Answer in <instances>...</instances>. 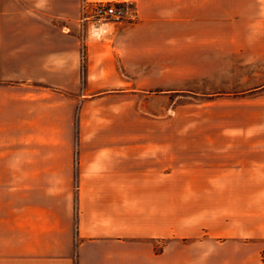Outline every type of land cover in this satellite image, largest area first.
<instances>
[{"label": "crops", "instance_id": "obj_1", "mask_svg": "<svg viewBox=\"0 0 264 264\" xmlns=\"http://www.w3.org/2000/svg\"><path fill=\"white\" fill-rule=\"evenodd\" d=\"M84 1L0 0V264H264V0Z\"/></svg>", "mask_w": 264, "mask_h": 264}, {"label": "built area", "instance_id": "obj_2", "mask_svg": "<svg viewBox=\"0 0 264 264\" xmlns=\"http://www.w3.org/2000/svg\"><path fill=\"white\" fill-rule=\"evenodd\" d=\"M139 19V10L131 0H86L82 5V20L95 28L108 21L134 23Z\"/></svg>", "mask_w": 264, "mask_h": 264}, {"label": "rangeland", "instance_id": "obj_3", "mask_svg": "<svg viewBox=\"0 0 264 264\" xmlns=\"http://www.w3.org/2000/svg\"><path fill=\"white\" fill-rule=\"evenodd\" d=\"M180 100H181V99H179V102H180ZM182 100H183V99H182ZM184 100H192V101H193L192 98H184Z\"/></svg>", "mask_w": 264, "mask_h": 264}]
</instances>
